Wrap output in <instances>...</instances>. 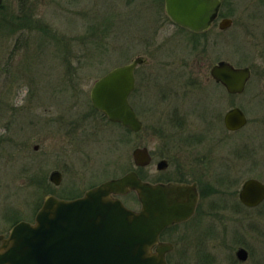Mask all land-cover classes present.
Masks as SVG:
<instances>
[{"label": "rangeland", "instance_id": "obj_1", "mask_svg": "<svg viewBox=\"0 0 264 264\" xmlns=\"http://www.w3.org/2000/svg\"><path fill=\"white\" fill-rule=\"evenodd\" d=\"M251 1H237L239 26L248 21ZM256 7L257 17H264V0ZM226 34L222 42L210 35L206 62L221 55L235 66H252L241 97L213 83L211 66H183L196 53L187 34L166 18L163 0H2L0 235L18 221L33 222L47 194L75 198L135 170L132 152L146 146L153 157L147 180L163 177L156 164L170 159L173 165L164 175L199 186L195 216L166 233L178 244L170 255L173 264H238L237 246L250 247L252 240L245 264H264V204L247 208L238 200L241 184L250 178L246 169L264 182V131L257 134L260 129L252 127L263 117L264 97L248 103L253 92L264 91V36L246 29ZM137 58L147 63L135 70L130 102L143 128L134 133L97 112L90 91L99 78ZM241 99L249 125L230 133L223 115ZM172 114L180 115L176 128L169 125ZM219 125L227 144L210 147V168L234 176L244 162L234 182L205 175L208 140L213 143L223 133ZM54 171L63 175L60 186L49 180ZM208 182L213 191L207 190Z\"/></svg>", "mask_w": 264, "mask_h": 264}, {"label": "water", "instance_id": "obj_2", "mask_svg": "<svg viewBox=\"0 0 264 264\" xmlns=\"http://www.w3.org/2000/svg\"><path fill=\"white\" fill-rule=\"evenodd\" d=\"M1 3L2 0L0 6ZM192 10L196 12L194 17L184 16ZM166 11L172 21L188 29L201 30L209 25L208 11L200 9V0H166ZM143 63L139 58L112 70L91 90L96 110L109 121L134 132H139L142 124L128 97L135 88L134 70ZM211 76L229 93L236 94L243 92L250 73L247 68L237 69L228 62H220L212 68ZM225 122L228 129L236 130L245 123V118L240 110L234 109ZM133 158L137 166L151 163L146 148L136 149ZM165 166V162L158 164L159 169ZM49 180L59 186L62 174L55 171ZM130 191L138 194L142 204L139 212L127 209L113 198ZM263 198L261 184L256 181L245 184L241 193L244 203L255 205ZM197 199L194 186L153 185L143 182L136 172L107 181L76 200L48 195L34 224L19 222L7 239L0 236V264H167L165 255L172 245L159 243V236L166 228L191 218ZM237 256L244 261L247 252L240 250Z\"/></svg>", "mask_w": 264, "mask_h": 264}, {"label": "flooded vegetation", "instance_id": "obj_3", "mask_svg": "<svg viewBox=\"0 0 264 264\" xmlns=\"http://www.w3.org/2000/svg\"><path fill=\"white\" fill-rule=\"evenodd\" d=\"M237 1L238 0H200V9L202 10H207V16L210 18V21H209V25L207 28L205 29H201V30H193V29H188V28H185L183 26H181L180 24L174 22L171 20V18L169 17V15L167 14V11H166V0H163V5H164V14L166 16V18H168L172 25L180 32H183L185 34H187L188 36V43H189V46L191 47V49L196 53V56H194V60L191 62V61H186V63L183 64L184 67H193L196 63L200 64L201 66H205V64L207 65V67H210V77L211 79L213 80V83H215L216 86L220 87L227 95L231 96V97H241L242 95H244L246 93V89H247V86L249 85V82L251 81V78H252V66H235L233 63L231 62H228V61H225V60H222L221 59V55L219 56L220 59L216 60L215 61H211V62H206V53H207V47L209 46V42H210V35L214 34L215 36H220V40L221 42L224 41V38H225V35H227L226 33H228L230 30L234 31V29H237L239 30L241 33H242V29L243 30H247L253 34L257 33V34H261L264 36V17H257L256 15V3L257 1H260V0H252L251 1V12H250V15L248 17V21L246 24H244L243 26H239V21L237 20L238 17H236L237 15H239V9H238V6H237ZM195 11L192 10L190 12H187V15H184L186 17H194L195 16ZM237 25V27H236ZM249 26H252L251 28ZM235 27V28H234ZM241 28V29H240ZM212 33V34H211ZM209 53V51H208ZM220 62H228L230 63L231 65H233L235 68L237 69H244V68H247L249 70V73H250V77L249 79L247 80L246 82V85H245V88L243 90L242 93H236V94H231L227 91L226 87L222 84V83H218L217 81H215V79L211 76V70L212 68L217 65L218 63ZM147 63L146 59L144 60V64ZM250 64V63H249ZM191 65V66H190ZM252 65V64H251ZM134 75H135V72H134ZM135 89H136V77H135V88L133 90V92H131V94L129 95V104L130 106L132 107V109L134 110L137 118L139 119V114L137 113L136 109H135V106H133L130 102V98L131 96L133 95V93L135 92ZM263 90H264V84H263ZM247 94V93H246ZM246 96V95H245ZM244 96V97H245ZM260 97H264V91L263 92H253L252 93V97L249 98L248 100V103H251V101H253L254 99H258ZM243 98V97H242ZM164 99H167L166 98V95H164ZM171 99V98H170ZM245 99H241L240 100V106H234L232 108H230L228 111H226L223 115V126L225 128L226 131L230 132V133H236V134H239L243 129H245L248 125H249V117L247 116V112L244 110V108L242 107V102L244 101ZM172 101V99H171ZM184 101L186 104H187V98H182L181 102ZM242 101V102H241ZM173 102V101H172ZM255 102V101H253ZM234 109H238L240 110L243 115H244V118H245V123L238 129L236 130H230L227 128L226 126V116L227 114L234 110ZM258 112V111H257ZM263 112V111H262ZM264 113V112H263ZM259 117H261V114H258ZM179 118H180V115L178 116L177 114H172L169 116V125L171 126V128H176L179 126ZM139 121L141 122L142 124V128H143V122L139 119ZM218 121H216L217 123ZM220 126V129L222 130V134L220 136H218L219 138H215V142L211 143V140H208V144L209 145V148L214 145V144H227L226 140L223 138L221 139V136H223L224 134V131ZM253 128L255 129H260L258 133L260 132H263L264 131V114H263V117H261L257 123L252 126ZM141 128V130H142ZM163 131H164V125H161L160 127ZM215 129L217 130V127H216V124H215ZM129 131H131L130 129H127ZM166 131V129H165ZM256 136V134H255ZM248 138H250V136L248 135ZM252 138L254 139V136H252ZM194 142L195 139H189V143H192V141ZM248 142V141H247ZM247 146H249V144H247ZM140 148H146L148 150V153L151 157V163L147 166H137L135 163H134V160H133V152L136 150V149H140ZM213 152H211V148H210V151L207 152V157H206V165H205V169H206V172H205V175L207 178H209V180H212V177L215 176L217 179H220V180H223V181H227L230 179V181H233L237 178H241L242 174L240 175L239 174V166H243L245 163L244 162H241V164L243 165H239L237 167L234 168V176H231V175H228V176H222L221 174H218L216 173L215 171H212L211 168H210V164H211V159L213 158V155H214V150H212ZM132 152V162H133V166H134V169L135 170H131L130 172L132 171H135L139 178L145 182V183H149V184H163V185H166V184H171V183H174V184H183V185H188V186H194L196 191H197V195H198V199H197V204H196V208H195V212L194 214L191 216V218H189L188 220L182 222V223H177V224H174L170 227H168L167 229H165L161 235H160V238H159V242L161 243H167V244H170L172 245V250H170L169 252L166 253V262L167 264H173L172 262V259L170 258V255H173V253H176V249H177V243L174 242V240H171V239H167L166 238V233H169L172 229L180 226V225H183L189 221H191V219L195 216L196 212H197V208L199 206V201H200V192H199V186H198V183L196 181H190V180H187V179H173L172 177H169V176H166L164 174H166L165 172L168 171L169 167H170V162L171 164L173 165L172 161L169 159H161L159 162H157L156 164V170L163 174L161 178H159L158 180H155L153 182L147 180L146 176L144 175L145 171L153 164V157L149 151V149L146 147V146H141V147H137L133 150ZM225 158V157H224ZM161 162H165L166 163V166L163 168V169H159L158 168V164L161 163ZM229 163H230V160H229ZM247 163V162H246ZM247 165H249L247 163ZM253 165V164H252ZM251 168L250 169H246V172L248 173V175H250V178H248L247 180H245L242 184H241V187L239 189V192H238V200L240 202V204L244 207H247V208H256V207H260L261 205L264 204V198L263 200L258 203V204H255V205H248L246 203H244L241 199V193L243 191V188L245 186V184L249 181H256L258 182L259 184H261L263 187H264V182L263 181H260L258 179H256V176L257 175H251L249 172H251ZM181 173L179 170L177 171L176 174H179ZM238 175V177H236ZM145 177V178H144ZM105 182V181H104ZM234 182V181H233ZM103 183V182H102ZM100 183V184H102ZM99 184V185H100ZM96 186L98 185H94V186H91L90 188H88L86 191H84L80 196L76 197V198H80L82 197L88 190L92 189V188H95ZM207 190L209 191H213L211 189V183L208 182L207 183ZM114 198L116 199H119L123 205L130 209V210H133V211H139L142 207V204L141 202L139 201V197L137 195V193L135 191H130L124 195H117V196H113ZM0 236H4L5 238L8 236V234H3V235H0ZM170 238V237H169ZM254 239V238H253ZM254 244H255V241L252 240V244L250 245V247L246 244H240L237 246V249L235 250V258H236V261L238 264H245L249 258H250V253H251V250H253V247H254ZM1 245V243H0ZM251 248V249H250ZM240 250H245L247 252V259L244 260V261H241L237 254ZM212 258V257H210Z\"/></svg>", "mask_w": 264, "mask_h": 264}, {"label": "trees", "instance_id": "obj_4", "mask_svg": "<svg viewBox=\"0 0 264 264\" xmlns=\"http://www.w3.org/2000/svg\"><path fill=\"white\" fill-rule=\"evenodd\" d=\"M66 199H69V198H66Z\"/></svg>", "mask_w": 264, "mask_h": 264}]
</instances>
